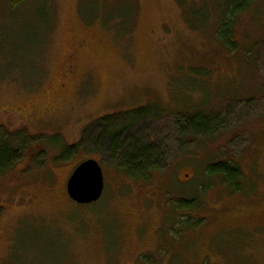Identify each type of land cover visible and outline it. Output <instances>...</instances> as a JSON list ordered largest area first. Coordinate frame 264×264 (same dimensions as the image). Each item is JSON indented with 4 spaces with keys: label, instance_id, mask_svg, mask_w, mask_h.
Returning <instances> with one entry per match:
<instances>
[{
    "label": "rangeland",
    "instance_id": "rangeland-1",
    "mask_svg": "<svg viewBox=\"0 0 264 264\" xmlns=\"http://www.w3.org/2000/svg\"><path fill=\"white\" fill-rule=\"evenodd\" d=\"M228 2L250 3L234 48ZM146 108L122 141L160 167L135 179L97 121ZM54 135L84 143L61 158ZM0 138L20 147L0 172V264H264V0H0ZM89 158L104 190L80 205L66 182ZM220 161L235 189L207 180Z\"/></svg>",
    "mask_w": 264,
    "mask_h": 264
},
{
    "label": "trees",
    "instance_id": "trees-1",
    "mask_svg": "<svg viewBox=\"0 0 264 264\" xmlns=\"http://www.w3.org/2000/svg\"><path fill=\"white\" fill-rule=\"evenodd\" d=\"M29 0H8L11 7H17L24 2ZM228 16L225 20H221L219 29L217 30V35L220 37V41L224 43L225 46L234 48V39L232 36V29L234 26V18L241 10L248 8L250 3L241 5L233 4V2H228ZM150 112L148 108L144 110L134 111L126 115V123H119L111 116H103L97 122L104 126L102 136L109 140L107 146L109 147V152L113 153L112 158L116 161L117 166L120 171L125 173L127 176L135 179H146L149 177L150 173L160 166H158V158L160 157L158 150L152 145L141 144L139 140H133L129 142V150L125 147L126 141H122V135L126 128L132 126L135 123L138 115ZM187 134V133H186ZM203 138L206 137L205 134H200ZM193 136V135H192ZM208 136V135H207ZM211 136V135H210ZM194 137V136H193ZM98 138V137H97ZM96 138V139H97ZM196 138V137H194ZM58 135H54L52 140L57 142L56 146L61 145L63 147L61 151V158L66 157L74 148L84 143V138L82 142L78 145L67 146L59 139ZM102 139V138H101ZM123 142V143H122ZM20 147L6 142L4 139L0 138V172L9 168L13 163H15L20 157L19 152ZM206 178L209 180L213 176H219L222 181L232 186L234 189L238 187V181L241 177V172L238 165L234 161H220L217 163H211L206 168ZM205 190V189H204ZM192 207V203L183 200L179 202L175 200V208L180 206Z\"/></svg>",
    "mask_w": 264,
    "mask_h": 264
},
{
    "label": "water",
    "instance_id": "water-1",
    "mask_svg": "<svg viewBox=\"0 0 264 264\" xmlns=\"http://www.w3.org/2000/svg\"><path fill=\"white\" fill-rule=\"evenodd\" d=\"M104 190V175L101 165L89 158L80 162L66 182L69 198L80 205L97 202Z\"/></svg>",
    "mask_w": 264,
    "mask_h": 264
}]
</instances>
